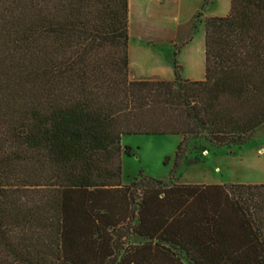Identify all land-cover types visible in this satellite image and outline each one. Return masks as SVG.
<instances>
[{
  "label": "trees",
  "instance_id": "obj_1",
  "mask_svg": "<svg viewBox=\"0 0 264 264\" xmlns=\"http://www.w3.org/2000/svg\"><path fill=\"white\" fill-rule=\"evenodd\" d=\"M202 45L199 81L179 47L172 80H128L127 0H0V264H264V183L120 182L121 136H179L174 169L264 125V0Z\"/></svg>",
  "mask_w": 264,
  "mask_h": 264
},
{
  "label": "rangeland",
  "instance_id": "obj_2",
  "mask_svg": "<svg viewBox=\"0 0 264 264\" xmlns=\"http://www.w3.org/2000/svg\"><path fill=\"white\" fill-rule=\"evenodd\" d=\"M217 7L224 8L226 14L228 0H127V79L133 80L137 75L133 58L141 69L154 65L167 72L173 51L191 38L198 40L203 35L206 14ZM175 19L179 22L175 23ZM143 40L153 59L136 48L135 42L140 45ZM179 141L176 135L121 136L120 145L129 148L128 155L119 157L121 184H128L138 172L170 184L264 183V125L239 146L215 147L201 139H188L173 169V154ZM131 242L139 241L133 238Z\"/></svg>",
  "mask_w": 264,
  "mask_h": 264
},
{
  "label": "crops",
  "instance_id": "obj_3",
  "mask_svg": "<svg viewBox=\"0 0 264 264\" xmlns=\"http://www.w3.org/2000/svg\"><path fill=\"white\" fill-rule=\"evenodd\" d=\"M179 3H181V0H177ZM200 2V1H199ZM195 10V9H194ZM193 10V11H194ZM214 12V13H213ZM192 13V11L188 14ZM225 14V9L222 8L220 10L219 7L216 8V10H213L212 13L206 14V17H212V16H223ZM187 17V18H188ZM175 23L179 22L178 19L174 20ZM175 39H177V36L174 34ZM145 40L139 45L138 42H135L137 44V49L148 54V57L153 59V55L147 51L146 44L144 43ZM203 35H201L198 40L191 38L186 43L179 46L177 52H176V62L180 67V72L182 73V79H186L189 81H199L203 78ZM141 46V47H140ZM151 48V47H150ZM127 49H128V42H127ZM136 49V50H137ZM185 59L186 63H183V60ZM132 66L133 68H136L137 75L136 77H132L133 80H138L140 77L149 78V79H156V80H162V81H170L173 78L172 75V69L171 67H167V72H162L158 67L154 65H149L145 67V69L139 68L137 65H135V59L132 60ZM128 66L130 64L128 63ZM136 66V67H135Z\"/></svg>",
  "mask_w": 264,
  "mask_h": 264
}]
</instances>
